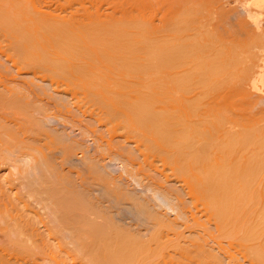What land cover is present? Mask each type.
Listing matches in <instances>:
<instances>
[{"label": "bare ground", "instance_id": "obj_1", "mask_svg": "<svg viewBox=\"0 0 264 264\" xmlns=\"http://www.w3.org/2000/svg\"><path fill=\"white\" fill-rule=\"evenodd\" d=\"M127 1L0 0V264H264V0Z\"/></svg>", "mask_w": 264, "mask_h": 264}, {"label": "rangeland", "instance_id": "obj_2", "mask_svg": "<svg viewBox=\"0 0 264 264\" xmlns=\"http://www.w3.org/2000/svg\"><path fill=\"white\" fill-rule=\"evenodd\" d=\"M52 1H53V2H58V1H59L58 4H59V3L61 4L64 0H61V1H60V0H52ZM65 1H66V2H65ZM65 1L63 2V3H65V4H66L67 2H69V4H73V2H74V3L76 2L77 4L75 3L74 6L78 5V6H76V7H79V8L81 7L80 5L82 4L81 1L83 2V0H80L79 3H81V4H78V2H77L78 0H76V1H75V0H73V1H72V0H68V1L65 0ZM86 1H89V2L85 5ZM86 1H84V2H83L84 4H82L83 6L85 5V8H89V4H90V3H91V5H94V3L96 2V4L94 5V7L97 5L96 7L101 8V6H102L103 8H105V7H106L105 5H107V4L109 3V6L107 5V9H108V7H109V9H110V7H112V6H110V5H112V4H110V3H111V2L114 3L116 0H113V1L110 0V2H109V0H105L106 2H105L104 0H86ZM94 1H95V2H94ZM101 1H103V3H102ZM107 1H108V2H107ZM120 1H121V3H120ZM120 1L118 0V2L116 1L115 3H116V4H118V3H119V4H123V3L125 2V3H126L125 6H126L127 4H128V6H129V1H127V0H120ZM122 1H124V2L122 3ZM133 1H134V2H133ZM133 1H132V3H131L130 6H132V5L135 3V0H133ZM223 1H224V2H223ZM239 1H241V0H232V1H231V0H222V2H223L222 6H225V10L232 11V15H234V16H232V17L230 18L232 24H234V23L236 22V18H238V17L241 15V16H242V20H244V21H246V19H247V21L250 20L249 24H250L251 27H253V26H252V25H253V24H252L253 22L251 21L252 19L249 18V17H247V16H248V14H247V10H250L251 8H250L249 6H248V7H245V6H247V5H245V1H246V0H243V1H241V2H239ZM98 2H99V3H98ZM104 2H105L106 4H105ZM137 2L140 3V5H139ZM137 2H136V3L139 5V10L137 9L138 11H143V12H145V9H146V7L148 6V4H149V5L152 4L153 7H152V5H151L152 8H151L150 6H149V7H150V9H155L154 11H155L156 14L160 12V11H158L160 7H157V3L160 4V3L162 2L161 4H163V2H166V3H164V4H167V1H166V0H161V2H159L158 0H151L150 2H148V1H146V0H145V1H144V0H140V2H139V1H137ZM156 2H157V3H156ZM226 2H227L228 4L225 5ZM150 3H151V4H150ZM242 3H243L244 5H243ZM98 4H100V6H99ZM101 4H102V5H101ZM116 4H114L115 6L113 5L112 8H114V7L117 8L118 6H119V8H121L122 6L124 7V4H123V5H118V6H117ZM62 5H64V4H62ZM91 5H90V6H91ZM103 5H104V6H103ZM135 5H136V4H135ZM138 5H137V6H138ZM145 5H146V7H144ZM69 6H70V5H69ZM71 6H72V5H71ZM120 6H121V7H120ZM142 6H143V10H142V8H141ZM158 6H160V5H158ZM161 6H162V5H161ZM163 6H164V5H163ZM163 6H162L161 8H163V10H164V7H165V6H164V7H163ZM228 6H229V7H228ZM149 7H148V8H149ZM125 8H126V7H125ZM125 8H124V9H125ZM127 8L130 9L131 7H130V8L127 7ZM133 8H134V10H136L137 7L135 8L134 6H132L131 9H133ZM140 8H141V9H140ZM227 8H228V9H227ZM231 8H232V9H231ZM233 8H234V9H233ZM157 9H158V10H157ZM148 10H149V9H148ZM148 10H146V12H147ZM161 11H162V10H161ZM235 12H238L239 15H238V13H235ZM244 12H245V13H244ZM136 13H137V11H136ZM151 13H152V11H151ZM155 13L153 12L152 14H155ZM235 15H236V16L238 15V16L236 17ZM233 17H235V18H233ZM243 17H245V18L243 19ZM233 19H235V20H233ZM239 19H241V17H240ZM247 21H246V22H247ZM247 23H248V22H247ZM260 24H261V25H260V26H261L260 28L263 29V28H264V19H263V21H262V19H261V23H260ZM251 27H250V28H251ZM249 84H250V85H249ZM249 84H248V85H249V88L247 89V87H248V85H247V86L244 88L243 92H240L242 96L239 97V95H240V93H239V95H238L237 98H241V99H239V100H241V101H242L243 99H244V100L247 99L246 101H247L248 105H249V103H251V102L253 103V104L251 103L249 106L247 105V107H250V106L252 107L253 105L256 106L255 104H259L260 102H261V103H260V105H258V107H259V106L262 107L261 104H264V101H262L263 98H264V93H263V92H264V91H263L264 89H260V90H259L258 88H254L252 83H249ZM250 86H251L252 88H250ZM257 86H258V85H257ZM246 89H247V90H246ZM255 89H256V90H255ZM252 90H254V91L252 92ZM257 90H258V91H257ZM248 91H249V92H248ZM255 91H256L259 95H258ZM251 92H252V93H251ZM259 92H261V94H260ZM244 94H245L246 96H245ZM254 94H255V95H254ZM256 95H257V97H256ZM261 95H262V96H261ZM249 96H250V97H249ZM251 96H252V97H251ZM254 96H255V97H254ZM246 97H247V98H246ZM262 97H263V98H262ZM250 98H252V99L250 100ZM254 98H255V99H254ZM258 98H259V99H258ZM253 99L255 100V102H256V101H258V102L255 103ZM256 99H258V100H256ZM244 100H243V103L246 102V101H244ZM259 100H260V101H259ZM258 107H257V108H258ZM263 107H264V105H263ZM86 115H87V114H86ZM89 115H90V114H89ZM87 117H88V116H87ZM80 119H81V118H80ZM50 122H52V123H50V124H53V123L56 124V125L53 124L54 127L57 126L58 128H62V127L64 126L61 122H57V121H55V120H54V121H53V120H52V121L50 120ZM48 123H49V121H48ZM58 123H59V124H58ZM90 123L92 124L93 122H90ZM58 125H59V126H58ZM60 125H61V126H60ZM51 126H52V125H51ZM93 126H94V127H93ZM93 126H92V127H93V130H94V129H97V127H98L96 124H93ZM90 127H91V126L89 125V128H90ZM90 129H91V128H90ZM67 130H69V128H67ZM69 131H70V130H69ZM97 131H98V130H97ZM70 132H71V133H70V136H71V137H74V136H75V139L78 137V132L74 131V134H73V130H71ZM116 134H118V133H116ZM116 134H115V135H116ZM119 135H120V134H119ZM119 135H116V136H119ZM77 139H78V138H77ZM79 139H80V138H79ZM86 142H87V143H86ZM86 142H85L86 145L88 146V148L90 149V152L92 153L93 150H94L93 143H90V142H91L90 140H86ZM117 142H119V140H117ZM88 144H89V145H88ZM121 144H122V143H121ZM122 145H123V144H122ZM91 147L93 148V150H92ZM79 157H80V156H79ZM152 159H153V158H151L150 160H149V159H147V160H148L149 162H153V160H155V159H153V160H152ZM76 160H77V159H76ZM74 161H75V160H74ZM148 161H147V163H146V164H147V167H144V165H143V167L146 168V169H143V170H142V171L145 172V175L147 174V176H149L148 174H150L149 177H152V179L156 180V178L159 176V174H160L161 171H162V172H163V175L166 176L167 180L169 179V180H168L169 182H171V181L174 180V178L172 179L171 173H170L168 170H166V171H167L166 174H167L168 176L165 174V169H164L163 167H161L160 164H158V163L154 164V162H153V164H150ZM114 163H116V162H114V161H113V162H109L108 160H106V161H105V170H106V169H107V170L109 169L108 171L106 170V172H109V174L112 175V176H119V175L122 173V172L120 171V170H122V167H121L120 164L116 163V165H117V166H116ZM148 163H149L150 165H148ZM140 165H141L140 167L142 168V164H140ZM155 165H156V166H155ZM157 165H158L159 169H158ZM107 166H108V167H107ZM151 166H152V167H151ZM118 167H119V168H118ZM154 167H156L159 171L156 172L157 169H155ZM160 167H161L162 169H161ZM1 168H2V166H1ZM1 168H0V169H1ZM150 168H151V169H150ZM110 169H111V170H110ZM112 169H113V170H112ZM116 169H117V170H116ZM154 169H155V170H154ZM163 169H164V170H163ZM0 171H1V172H0V175H2V173H4L3 175H5V174H6L7 176L10 175V174L8 175V173H10V172H8L9 169L6 168L5 166H3V169H1ZM4 171H5V172H4ZM117 171H118V172H117ZM119 172H121V173H119ZM153 172H154V173H153ZM116 173H117V174H116ZM118 174H119V175H118ZM152 174H153L154 176H151ZM155 174H156V175H155ZM3 175H2V176H3ZM2 176L0 177V179H2ZM11 176H12V175H11ZM122 176H124V174H122ZM4 177H6V176H3V178H4ZM13 177H14V176H12L11 179H13ZM124 177H125V176H124ZM124 177H123V178L121 177V178L124 179ZM154 177H156V178H154ZM179 177H180L181 179L183 178V177H181V176H179ZM187 177H188V176H186V179H189V177H188V178H187ZM180 178H178V179H180ZM7 179H8V181H10V182H7V183H10V185H9V184L7 185V183H3L4 185L6 184V185L4 186L5 189H3V187H2V183H0V185H1L2 189H3V191L7 189L6 186L9 187V188H8L9 190H13V191H15V190H16V188H15V187H16V184L18 185V183H16L15 181H14V183H12L10 177L7 178ZM158 179H159V180H158ZM184 179H185V177H184ZM156 181H157V182L164 183V181H163L162 179H161V181H160V177H158ZM15 183H16V184H15ZM130 183H131V185H130ZM189 183H190V182H189ZM191 183H192V181H191ZM127 184L129 185V188H130V189H133L134 191H137V189L139 188V187H138L135 183H133L131 180H129V183H127ZM132 184H133V185H132ZM134 184H135V185H134ZM10 186H11V187H10ZM18 186H19V185H18ZM18 186H17V187H18ZM133 186H134V187H133ZM190 186H191V185H190ZM12 187H13L14 189H12ZM2 189H1V190H2ZM8 189H7V190H8ZM7 190H6V191H7ZM17 190H18V189H17ZM140 190H141V188H139V190L137 191V193H138V194L140 193L139 195H140L141 197H144V196L147 194L145 197H146V198L148 197V199L151 200L150 202H151L152 204L154 203V204H155V208H157V210H158V209L160 208V207L158 206V205H159L158 202L155 203V200L152 199V198H150V196H149L150 194H149L148 192H146V191H144V190H142V191H140ZM3 191H2V192H3ZM17 192H18V191H17ZM143 192H144V193H143ZM8 193H9V191L6 192V193L3 192V195L7 196ZM93 194H95L96 196H99V192H98V191H96L95 193L93 192ZM97 194H98V195H97ZM148 194H149V195H148ZM8 195H9V194H8ZM95 195H94V196H95ZM6 198H7V199H6V200H7L6 202H8V196H7ZM4 199H5V198H4ZM24 201H26V200H24ZM24 203H25V202H24ZM26 203H27V202H26ZM26 203H25V204H26ZM31 203H32V204H31ZM31 203H30V204L33 206V205H34L33 201H32ZM36 206H37V205H36ZM33 207H34V206H33ZM158 207H159V208H158ZM35 208H36V207H35ZM37 208H38V206H37ZM188 208H190V207H188ZM121 210H123V211H122V214L125 215V218H127V219H125V218L123 219L124 216H122V221H124L126 224H127V223L130 224V223H131V220H133V219H131L130 214H129V211H128L127 209H124V208H123V209H120V211H121ZM125 210L128 211V214H127V212L125 213ZM189 210H190V209H189ZM34 211H35V210H34ZM160 211H163L164 213H167L166 216H168V217H169V216H170L171 218L174 217V216H172L174 213H171V212L168 211V210H165V209H164V210H161V208H160ZM187 211H188V210H187ZM41 213H42V212H41ZM124 213H125V214H124ZM168 213H169V214H168ZM122 214H121V215H122ZM127 216H128V217H127ZM132 222H134V220H133ZM125 223H124V224H125ZM189 224H190V223H189ZM37 226H38V227H37ZM37 226H36V227H37L38 229L41 228V225H40V226L37 225ZM36 227H35V228H36ZM37 228H36V229H37ZM38 237H40V236H38ZM1 239H2V240H1ZM38 239H40V238H38ZM1 242L3 243V238H2V235L0 234V244H1ZM47 253H50V252L47 251ZM71 255H72V254H71ZM35 257L37 258V256L32 257L31 259H33V258H34V259L31 260L30 262L28 261V259H30V258H28V257H27V258H24L25 260H26V259H27V260L25 261V260L23 259V260H22V263H20V264H38V263L40 264L41 262H39V260H38V259H40V256L37 258L38 262H36L37 260H35V259H36ZM73 260H75V259H73ZM40 261H41V259H40ZM11 263H13V264H19V263H16V262H11ZM72 263H73V262H72ZM74 263H78V261H77V262H74Z\"/></svg>", "mask_w": 264, "mask_h": 264}]
</instances>
